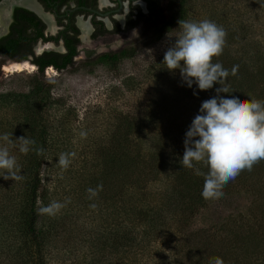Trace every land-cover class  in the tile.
<instances>
[{"label":"rangeland","instance_id":"1","mask_svg":"<svg viewBox=\"0 0 264 264\" xmlns=\"http://www.w3.org/2000/svg\"><path fill=\"white\" fill-rule=\"evenodd\" d=\"M186 10L190 21L208 19L223 27L227 33L223 57H229L238 66L245 63L236 74L239 82L261 90L264 87V0H188ZM179 32L177 24L159 39L146 35L134 43L129 42L133 35L128 33L115 37L111 41L113 50L119 47L114 46L116 41L124 47L133 43L131 49L134 50L130 58L115 65L85 64L84 53L97 51L99 44L88 41L83 44L84 50L74 66L62 72L46 69L41 77L36 66L28 64L30 61L20 70L10 69L12 65L4 66L0 76V136L8 134L14 140L27 136L35 143L29 145L27 154L21 153L18 147L11 149L24 179L13 181L0 177V210L5 214L12 210L15 216L17 205L25 198L27 178L36 169L34 159L42 150L44 161L39 172L41 188L46 194L44 207L52 201H68L55 215L43 214L45 224L56 227L48 264H89L93 252L98 264L117 258L110 252V246L115 239L120 242L122 233L115 234L114 227L112 231L108 226L100 228L105 225L100 216L106 214L102 198L115 194L121 199L125 195V177L118 179L114 194L108 192L103 183V195L92 198L82 194L85 181L81 180L99 173L111 141L134 137L146 142L158 141L159 150L151 158L154 161L140 163L130 172L139 176L146 190L159 196L156 201L161 199L159 194L165 190L167 175L171 173L167 170L160 176L161 182L154 181V177L159 163L175 154L174 150L165 149L164 143L169 145V142L184 139L201 103L208 98L207 90L190 89L179 69L169 71L162 63L164 52ZM101 43L110 42L104 39ZM257 56L261 59L257 60ZM251 59L260 64L250 63ZM228 77L225 86H229L231 77ZM255 95L263 100L264 90ZM128 126L134 127L131 132ZM41 128L46 136L44 149L38 139ZM62 153L74 154L69 155L70 164L66 169L58 163ZM114 210L119 214L121 209L107 208L108 212ZM263 215L264 173L247 183H234L227 195L199 207L194 213L182 215L168 231L160 232L157 240L140 244L131 255L137 259L135 264H165L176 256L175 259L186 262V255L177 250L181 245L189 250L193 248L197 254L207 251L209 240L214 247L224 246L228 239L236 243L238 238L234 232L241 236L248 229H260ZM104 228L108 238L104 235L100 238L108 242L97 254L95 236ZM118 251L121 254L124 250ZM121 258L123 261L120 259L117 264H127L125 258ZM7 259V253L2 252L0 264H8Z\"/></svg>","mask_w":264,"mask_h":264},{"label":"trees","instance_id":"2","mask_svg":"<svg viewBox=\"0 0 264 264\" xmlns=\"http://www.w3.org/2000/svg\"><path fill=\"white\" fill-rule=\"evenodd\" d=\"M187 2L188 0L169 1L168 12L165 16H162L163 23L156 31L155 39H159L165 32L174 29L180 19L189 20L186 10ZM23 17L25 20L26 16ZM30 26L17 23L15 26L17 27L16 30H11V28L6 36L0 38V57L20 62L25 60L28 55H33L32 47L38 39L43 42L55 41V43L59 39V36L55 38L44 37L41 31L35 27V24ZM29 29L31 31L30 34L27 33ZM72 43L73 41L65 38V54L47 51L39 56H33L31 63L36 66L41 77H43V72L47 67H52L57 72H62L74 66L72 59L76 55V46ZM133 53L134 50L130 48L119 54L104 55L97 62L87 63V65H115L123 59L130 58ZM244 56L247 57L246 55ZM257 57V60L261 59V56ZM257 60L251 59L250 63L256 61V65H259L260 62ZM216 62L221 63L223 68L229 71L230 74L228 76L231 77H228L230 79L229 86L226 83L230 92L221 93L222 96H239L242 100L257 99L258 97L255 94H261L264 90V87L258 90L251 84L245 86L244 82H239L238 75L231 74L232 67L237 64L232 62L229 57H223V53L219 57L213 58V63ZM245 65V63H241L239 67H245ZM219 87V84H214L212 89H208L207 99L215 96V90ZM190 89L197 91L198 88L193 83ZM133 128V126H128V132H131ZM45 137V131L41 128L38 139L43 149L46 144ZM183 141L184 139L169 142L170 147L168 143H164L165 149L174 150L175 154L172 157L169 156L165 162L159 163V168L155 174L154 181L161 182L160 176H164L167 170L171 173V176L167 175L168 183L164 185L165 190L159 194L161 199L158 201L155 198L159 196L151 194L150 190H146L142 186V180L139 179V176H134L130 172L140 163L145 164L148 162L156 154L157 150H159L157 149V140L146 142L141 137H134L132 139L122 138L121 142L111 141L108 150L102 158V166L99 173L81 178V180L85 181L82 186V194L89 196L86 189H96L97 185L103 183H106L107 191L113 193V189L117 188L118 179L125 177V195L121 199H119L121 196L116 198L114 193L113 197L102 198L106 214L103 213L100 216V219L105 222V225H100V228L101 226L114 227L115 234L122 233L119 242L122 245H118V239H112L114 243L110 246V252L116 254L117 258L115 260H107L105 264H117L118 260L121 259L123 261L121 256L125 258L127 264H135L137 259L131 255L135 247L139 248L140 244L144 242H154L161 235L160 232L168 231L169 227L174 225L182 215L194 213V210L212 201L203 198L201 195L203 178L195 175L194 170L184 168L180 164L184 153ZM119 150L121 151L118 152ZM42 154V151H40L34 159L36 169L27 178L24 187L25 198H23L21 204L17 205L19 208L16 210L15 216L12 215V210L8 214L2 212V209L0 210V255L4 251L7 253L8 264H48L51 260L52 252L49 247L56 227L54 228L53 224L50 226L46 225L43 220L44 215L40 211L47 204L45 202V190L41 188L42 179L39 172L44 161ZM151 160L154 161V159ZM196 167L201 166L196 165ZM161 168H165V171H161ZM202 170L206 171V169ZM262 173H264V160L255 164L251 171L244 170L234 180L229 181L223 188V195L228 194L229 187L234 183H247L249 179L254 176H260ZM101 192H103V189L98 194L103 195ZM107 208H111V210L120 208L121 210L118 214L115 210L108 212ZM122 216L123 222H121ZM260 224V229H248L241 236L234 232V236L238 238L239 243H234L228 239L224 246L214 247L215 245L209 240V243L206 244L208 246L207 251L198 252L197 254H195V250L192 251L193 248L189 250L181 245L177 250L179 253H183L184 257L186 255V262L175 259L178 257L176 256L165 264H215L217 258L221 259L223 264H260L259 261L264 264V215L260 217ZM105 231L106 229L104 228L101 231L102 234L100 233L101 235L97 234L95 236L98 241L95 242L97 254L104 250L101 247L108 242L101 241L100 238L102 235L108 238L104 234ZM118 249H123L124 251L120 254ZM92 257L89 264H98L97 256L95 259L94 252Z\"/></svg>","mask_w":264,"mask_h":264},{"label":"clouds","instance_id":"3","mask_svg":"<svg viewBox=\"0 0 264 264\" xmlns=\"http://www.w3.org/2000/svg\"><path fill=\"white\" fill-rule=\"evenodd\" d=\"M178 27L180 32L164 52L162 63L169 71L179 69L182 80L189 87L195 83L199 90L205 91L212 89L214 84L220 85L215 96L201 103L185 132L180 164L203 178V198L219 199L229 181L244 170L251 171L255 164L264 160V101L221 95L230 92L224 86L229 71L221 63H213V58L222 55L224 50L227 33L223 27L208 19H180ZM238 68L234 65L231 74L236 75ZM14 141L22 143L16 145ZM34 143L27 136L15 140L8 134L0 136V177L13 181L24 179L11 149L18 147L21 153L27 154L29 145ZM69 155L74 154L62 153L59 157L58 163L65 169L70 164ZM102 189L101 184L86 192L92 198ZM67 202L52 201L40 211L55 215ZM215 264H223V261L217 258Z\"/></svg>","mask_w":264,"mask_h":264},{"label":"flooded vegetation","instance_id":"4","mask_svg":"<svg viewBox=\"0 0 264 264\" xmlns=\"http://www.w3.org/2000/svg\"><path fill=\"white\" fill-rule=\"evenodd\" d=\"M5 1L0 0V23L3 19V25H0V29L1 27L3 29L0 30V38L6 36L11 28L16 30L17 23L28 26L35 24L44 37L59 36L56 43L38 39L32 47L33 55H28L22 61L31 62L33 56H39L47 51L65 54L66 38L73 41L72 44L76 46V55L72 59L74 63L84 50L82 49L84 43L88 41L99 43L97 51L84 53V63L87 64L97 62L104 55L119 54L133 46V43L126 47L120 46V42L116 41L113 44L119 47L113 50L111 41L119 35L127 33L133 35V40L129 42L134 43L141 41L146 35L154 38L163 23L162 16L168 12L170 0H28L33 8L20 4L5 7L3 4ZM23 16H26L25 20ZM27 33H31L30 29ZM104 39L110 43H101Z\"/></svg>","mask_w":264,"mask_h":264},{"label":"bare ground","instance_id":"5","mask_svg":"<svg viewBox=\"0 0 264 264\" xmlns=\"http://www.w3.org/2000/svg\"><path fill=\"white\" fill-rule=\"evenodd\" d=\"M5 7H9L10 5L12 4H20V5H25V6H28L30 8H33L32 4L29 3L28 0H6L5 3H3ZM2 4V5H3ZM35 7V6H34ZM3 10V9H2ZM35 10V9H34ZM0 25H3V19H1V23ZM49 25H51V23H49ZM50 28H53V27H50ZM0 30H3L2 27ZM86 31V25L83 26V32ZM15 64V65H14ZM10 69H14V70H20L22 67H25L27 66L28 64L26 62L22 63V64H19V63H13V64H9L8 66H10ZM30 65V64H29ZM7 66V65H6ZM30 66H33V65H30ZM4 68V67H3ZM9 69V68H8ZM4 71V70H3Z\"/></svg>","mask_w":264,"mask_h":264},{"label":"water","instance_id":"6","mask_svg":"<svg viewBox=\"0 0 264 264\" xmlns=\"http://www.w3.org/2000/svg\"><path fill=\"white\" fill-rule=\"evenodd\" d=\"M24 62H26V61H20V62H17V61H11V60H8V59H6V58L0 57V76H1V74L4 72V71H3V67H4L5 65H9V64H13V63H24ZM28 64L33 65L32 63H28ZM33 66H34V65H33Z\"/></svg>","mask_w":264,"mask_h":264},{"label":"built area","instance_id":"7","mask_svg":"<svg viewBox=\"0 0 264 264\" xmlns=\"http://www.w3.org/2000/svg\"><path fill=\"white\" fill-rule=\"evenodd\" d=\"M47 69H50V70H52V68H47Z\"/></svg>","mask_w":264,"mask_h":264}]
</instances>
